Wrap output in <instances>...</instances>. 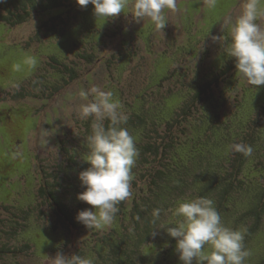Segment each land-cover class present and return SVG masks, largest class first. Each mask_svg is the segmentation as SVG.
Instances as JSON below:
<instances>
[{
    "label": "trees",
    "instance_id": "1",
    "mask_svg": "<svg viewBox=\"0 0 264 264\" xmlns=\"http://www.w3.org/2000/svg\"><path fill=\"white\" fill-rule=\"evenodd\" d=\"M89 5L81 7L76 0H0V24L14 30L56 13L42 23L47 30L35 45L60 41L81 23ZM105 32L97 38H79L74 50L65 55L50 56L51 70L46 63L24 86L3 93V102L52 101L80 78L77 63L69 55L78 63L91 62L89 50L103 46ZM223 58L225 64L217 71L198 68L203 74L187 82L189 87L162 91L161 84L178 79L172 67L157 84H145L151 89L132 103L120 98L129 117L125 127L134 137L138 156L131 173L132 195L118 205L120 211L110 226L89 229L76 220L79 211L92 207L77 199L84 191L79 173L89 167L84 159L91 121L83 124L81 135L68 140L70 147L61 141L63 161L39 159L38 193L22 207L0 204V264L39 254L34 228L52 237L56 253L71 249L72 254L93 258L94 264H181L176 240L159 228L175 226L180 219L167 212L177 201L196 197L213 200L222 222L244 231V243L251 252L245 264H264V98L244 110L243 91L234 108L228 104L229 97L217 96L215 89L222 82L228 93L240 88L235 60ZM127 62L119 60L116 67L124 68ZM117 92L120 96L121 90ZM175 99L177 104L172 106ZM234 143L250 145L252 155L229 151ZM154 209H161L155 223Z\"/></svg>",
    "mask_w": 264,
    "mask_h": 264
},
{
    "label": "rangeland",
    "instance_id": "2",
    "mask_svg": "<svg viewBox=\"0 0 264 264\" xmlns=\"http://www.w3.org/2000/svg\"><path fill=\"white\" fill-rule=\"evenodd\" d=\"M239 4L240 0H217L215 8H205L203 0H177L176 12L165 10L166 26L160 30L146 20L138 22L128 9L116 18L97 19L90 4L81 23L60 41L50 39L48 43L37 45V37L43 38L42 32L47 30L42 23L56 13L38 17L14 30H7L0 24V204L25 206L32 195L38 193V160L63 161L61 141L70 147L68 140L81 135L83 124L91 121V118L77 119L74 111H70L82 102L80 90L99 86L112 91L115 99L132 103L135 97L151 89L145 84H157L172 67L177 70L178 79L161 84L163 90L160 85L155 89L168 93L170 89L188 86L187 82L191 83L195 75L203 74L198 68L210 72L221 69L230 32L224 21L227 17H235ZM103 30L108 35L103 39V46L98 50L94 45V52L88 47L93 57L91 62L78 63V59L69 55L77 63L80 78L52 101L3 102V93L29 81L46 63V69L51 70L50 56L65 55L74 50L73 44H78L79 38L82 41L97 38ZM213 36L223 39L214 41ZM25 54L36 58L35 67L24 66L22 71L14 72L12 64L22 62ZM170 58L177 61L171 63ZM124 59L128 60L126 66L116 67L119 60ZM139 67L143 70L135 73ZM181 74L187 77L181 78ZM237 76L240 88L228 93L222 82L220 88L215 89L216 94L220 98L229 97L228 104L234 108L243 91L244 110H250L255 101L264 98V86H250L239 73ZM117 89L121 90L120 96ZM177 100L171 101L172 106ZM44 130L48 131L44 136L48 143L42 140ZM32 235L41 256L36 253L31 259L10 258L7 263L51 264L50 258L57 255L52 237L40 228H34ZM61 253L71 255L73 251L64 249Z\"/></svg>",
    "mask_w": 264,
    "mask_h": 264
},
{
    "label": "clouds",
    "instance_id": "3",
    "mask_svg": "<svg viewBox=\"0 0 264 264\" xmlns=\"http://www.w3.org/2000/svg\"><path fill=\"white\" fill-rule=\"evenodd\" d=\"M81 7L93 6L97 19H112L128 9L139 21H148L156 29H164L165 10L177 11V0H76ZM205 8H215L217 0H203ZM229 40L226 55L235 60L241 78L250 86H264V0H240L234 18H225ZM221 42L222 36H213ZM33 55L25 54L22 62L12 64L14 72L24 66L35 67ZM82 102L70 109L77 119L91 118V132L86 137L87 152L84 161L89 165L79 173L84 191L77 199L90 206L77 213L76 220L89 229L102 230L110 226L118 212V205L132 195V168L138 156L134 137L125 125L128 115L112 91L99 86L80 90ZM107 122V123H106ZM48 131L44 130L42 140ZM48 143V139L44 140ZM229 151L251 156L253 149L245 143L228 146ZM19 155V153H17ZM179 217L175 226L164 229L176 240L175 251L181 264H245L251 252L246 248L244 231L226 226L213 200L207 197L181 199L167 210ZM161 209H154L153 223L160 219ZM139 219V217H137ZM155 235V232H153ZM51 264H94L93 258L78 254L57 253Z\"/></svg>",
    "mask_w": 264,
    "mask_h": 264
}]
</instances>
